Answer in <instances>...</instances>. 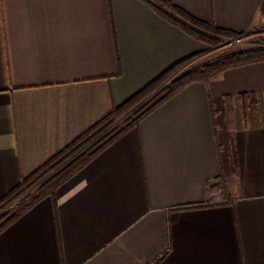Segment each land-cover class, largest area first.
<instances>
[{
    "label": "crops",
    "instance_id": "crops-1",
    "mask_svg": "<svg viewBox=\"0 0 264 264\" xmlns=\"http://www.w3.org/2000/svg\"><path fill=\"white\" fill-rule=\"evenodd\" d=\"M165 1L243 38L264 26V0ZM206 50L143 0H0V198ZM0 264H264V62L110 142L0 232Z\"/></svg>",
    "mask_w": 264,
    "mask_h": 264
},
{
    "label": "trees",
    "instance_id": "trees-1",
    "mask_svg": "<svg viewBox=\"0 0 264 264\" xmlns=\"http://www.w3.org/2000/svg\"><path fill=\"white\" fill-rule=\"evenodd\" d=\"M143 1L165 19L210 48L221 46L225 41L239 40L245 35L216 27L211 23H205L168 1ZM200 55L201 53L193 54L170 66L120 106L114 107L97 124L89 128L31 175L21 178L17 186L0 198V232L11 225L24 211L45 197L51 198L55 205L57 189L63 183L82 169L110 142L128 129L135 127L147 114L185 86L193 82L206 83L228 69L264 62V48H258L232 53L192 67V63ZM125 115L128 117L105 138L84 152L76 153L77 145L85 137H90L97 131L116 123ZM86 140L89 139L86 138ZM37 185L39 186L35 193H30Z\"/></svg>",
    "mask_w": 264,
    "mask_h": 264
},
{
    "label": "rangeland",
    "instance_id": "rangeland-1",
    "mask_svg": "<svg viewBox=\"0 0 264 264\" xmlns=\"http://www.w3.org/2000/svg\"><path fill=\"white\" fill-rule=\"evenodd\" d=\"M206 46H207V50L201 53L200 55V56L203 55L202 58H200L196 62H193L191 65L192 67L202 65L205 62H209V61L221 58L223 56H226L232 53L241 52L245 50H251V49L264 48V26H261L258 29H255V31L246 38H241L233 42L225 41L224 44H222L221 46L215 47V48H210L208 45ZM127 117L128 115H125L121 119H119L116 123L108 127H105L102 130L97 131L95 134H93L90 137H85L83 141H81L77 145L78 148L76 150V153L79 154V153L84 152L86 149H88L89 147H92L94 144L99 142L101 139L105 138L112 130H114L116 126H118ZM86 138H88L89 140H86ZM38 186L39 185L35 186L30 191V193L34 194Z\"/></svg>",
    "mask_w": 264,
    "mask_h": 264
}]
</instances>
